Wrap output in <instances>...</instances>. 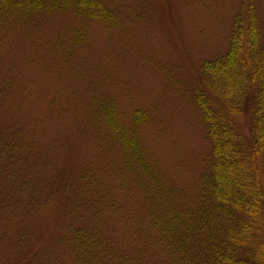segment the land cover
Returning a JSON list of instances; mask_svg holds the SVG:
<instances>
[{"label":"rangeland","instance_id":"rangeland-1","mask_svg":"<svg viewBox=\"0 0 264 264\" xmlns=\"http://www.w3.org/2000/svg\"><path fill=\"white\" fill-rule=\"evenodd\" d=\"M99 1L108 20L53 10L1 34L0 264H77L72 234L92 223L163 264L150 201L167 187L197 201L211 160L195 102L202 65L228 50L242 6L256 4L264 25V0ZM102 101L148 171L104 122Z\"/></svg>","mask_w":264,"mask_h":264},{"label":"trees","instance_id":"trees-1","mask_svg":"<svg viewBox=\"0 0 264 264\" xmlns=\"http://www.w3.org/2000/svg\"><path fill=\"white\" fill-rule=\"evenodd\" d=\"M68 9L104 21L111 17L99 0H0V37L34 14ZM263 37L256 4L244 5L234 18L228 50L202 65L195 102L206 123L211 160L200 178L197 201L178 197L170 187L165 188L171 194L166 200L158 190L150 201V226L165 254L163 264H264ZM99 107L108 128L148 171L139 142L117 124L115 109L107 101ZM143 119L138 111L135 122ZM4 152L0 144V158ZM3 173L0 169V177ZM174 198L183 199L185 206L170 204ZM88 227L71 237L77 264H149L144 251L129 252L95 224Z\"/></svg>","mask_w":264,"mask_h":264}]
</instances>
